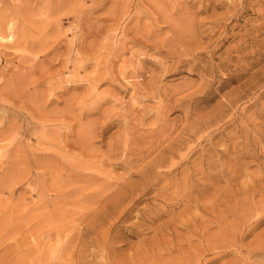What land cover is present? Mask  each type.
<instances>
[{"label": "rangeland", "instance_id": "rangeland-1", "mask_svg": "<svg viewBox=\"0 0 264 264\" xmlns=\"http://www.w3.org/2000/svg\"><path fill=\"white\" fill-rule=\"evenodd\" d=\"M71 1L72 0H0V67L2 68L6 63L7 64L5 66L10 67L14 63L22 64L24 61H28L26 58L22 60L19 59V56L26 54L27 56H24L28 58L34 57V55L40 53L38 52L39 47V50L45 48L46 52H50L49 54L47 53L48 56L46 54L45 59L48 57L50 58L52 53H56L58 50L59 51L57 53L63 52L65 48L67 51H70L68 52V57L63 56L65 61L69 60L68 69H70L72 64L71 62H73L72 58H75L74 54L76 49L83 54H88V58L94 57L93 49L95 47L93 46L97 45L98 43H105V38L110 37L112 33H114V31L109 32L105 26H103V28L100 30L101 32L94 33L97 31V28L94 29V27H97L99 23L101 24V22L104 21H102V19H104L107 13L109 8L107 5H110V2L109 0H105V3L103 0V4H98V2H92L93 0H73V3ZM91 2L94 4V7L92 6L93 4H90ZM191 2L192 1L189 3L190 6H188V9L191 11H195L197 6L208 5L207 10L195 14L196 19H191V23L195 20H200V18L201 20L206 19L205 21L216 18V22H214L211 27H195L196 30H198L197 33L200 32L199 35H202L201 33L203 32V36L200 38V40L203 42V45H208V47L205 48L206 50L199 49L204 50L200 56L201 60L196 62L199 67L190 71L189 67L182 66L181 68H183L185 71H181L177 74L162 79L163 83L161 82V84L164 88L169 87L171 89L172 87V89H178V92L176 91L175 93L172 92L173 90H170L171 92H169V94L171 95L163 94L161 92L155 95H146L140 101L141 105L139 110L134 113L140 116L144 111V114L142 115V125L139 126V128H150L152 127V123L156 122L157 120V110L154 108H157L158 106L160 107L159 104L164 102L166 106V108L164 107V113H167L166 110H168V113L166 114L167 116L165 115L164 117L163 124L166 123L164 125L168 126L169 133H172H170V137L162 143L165 146L163 147L164 149L162 152L156 155H163V161L160 163V165L156 164L158 159L152 163L154 160L152 157L156 154L155 151V153L152 152L150 156L144 160V162L146 163L150 159L152 160L147 165L142 166L140 164H143V162L134 161L133 159H136L137 157L134 156L130 151L126 153L122 151L123 154H121V150L118 149L115 150L114 157L117 161L112 160L110 165L105 163L106 159L107 162L111 160L106 152V143H108L109 140V143L119 140L120 136H117L122 131V129H118V120L113 119V117L111 119V126L107 128L106 132L92 139L93 141L91 140L93 143L90 148L92 149L91 152L93 158H91L89 162L87 157L90 158V156L86 155L85 152L80 149V147L75 148V150H77L76 152L79 153L78 156H80V158L82 157L81 159L83 160L86 159V163H88L86 167L84 166L81 173H86L89 175H87V177L86 175L80 174V176L77 178H72L74 176L70 175V165L67 161L69 157L62 158V160H57L54 163L47 162L50 165L49 166L46 165L45 160L42 157L39 158V156L42 155L45 148L46 152H53L54 150V152H57V150L61 152L66 142L70 145V147L64 149L68 150V153L72 155L73 152H71V139H74L73 131L71 130V133L62 136L60 140L56 139V137L53 140V132H45V130L43 131L39 129L40 127L37 125L27 122V120L22 115L15 114L16 120H19V125L16 127L17 129L14 128L16 131L12 130V134L10 132L6 134H10V137H8L13 141L11 139L0 141V166L2 164L4 165V167L3 165L0 167V172L6 169L3 171L4 175L3 172L0 173V177L2 176V179L0 178V201L2 202L3 200L4 203L8 202L7 204H3L4 208H7L6 212L9 213L10 210L12 211L11 215L6 213L1 207L2 203L0 202L1 210L4 212L1 213L2 211L0 210V216L2 217V214H5L7 219L6 221L5 218L2 221L0 220V226L2 225V228L0 227V233H2V231L7 232L8 230L10 232L3 233L5 234L4 236H2L3 234L0 235V238H2L0 239V264H6L5 262H7L8 259L9 260L7 264H13L15 262V264L18 262L23 264L24 262L27 263L31 259L32 261L34 260L36 264H41L42 262L40 263L39 261L43 259V256H47L45 254H47V251L50 249L54 252L52 254V251H49L52 256L57 255V252L54 250V245H57L58 242H62L64 239L63 236H67L68 239L71 238L73 240L72 242L76 243L75 247L79 248L81 243L76 240L79 232L78 229L83 228L85 224H90L96 219L95 214L84 213V215H81V211L92 210L94 208L98 211L102 209L103 206L116 210L114 213H110L106 217V226L104 225V227L101 228L108 229L109 240L108 243L105 244L106 247L103 248L101 234H99L97 237L98 244L95 241H89V243H86V238H88V236H83L80 238V240L84 242L85 248L89 251L91 250L92 252H90L93 254V256L95 255L97 260H100L107 252L110 262L112 260L111 264H146L148 262V264H264V0H195V3ZM134 4L132 7H130L131 12L134 10L132 9ZM67 5L70 7L68 8ZM214 5H216V8ZM98 8L99 10L96 12ZM66 9L68 10L66 11ZM103 10L104 14H102ZM59 12H61V14ZM75 12L76 14H74ZM57 14H60V17L57 18ZM87 14L90 15L88 16ZM53 15H56V20L59 19L57 22ZM66 15L69 17H66ZM218 15L221 17H218ZM61 16H63V18ZM40 17L43 18L40 19ZM46 17L49 20L45 22V20H47L45 19ZM72 17L73 21H71ZM40 21L43 23L45 22V24ZM74 23L76 24L72 25ZM38 24L43 25L46 27V29L40 25L44 29L42 31V28H40ZM57 24H59V26ZM32 25L34 26L33 28ZM36 25L38 28H36ZM89 27L92 28L90 29ZM47 28H50V30ZM3 29L5 30L3 31ZM93 29L94 32H92ZM45 30L50 31V33L47 34V31ZM8 31L10 32L8 34L9 36L7 35ZM12 31L16 34L14 33L13 35ZM56 31L61 32L57 34ZM162 31L166 33L168 29L164 27L161 30L156 31V33H158L160 36L164 34ZM1 32L3 34H1ZM24 32L27 33L25 34ZM51 32L55 33L52 34ZM28 33H30V35ZM41 33L43 35H40ZM108 33L110 35H108ZM17 34H19V37L21 35V38H19ZM46 34L48 35V38ZM64 34L65 37L61 36ZM104 34L105 36L107 35L105 38ZM41 36L45 37L40 39ZM27 37L30 38L28 39ZM5 38H7V40ZM33 38L36 39L37 43L39 42L38 40H41L42 42L37 44ZM43 38L48 41L45 42L46 40ZM15 39H18V41ZM19 39H21V41ZM198 40L199 39H196L195 41ZM6 42L9 44H6ZM24 42H26V45H24ZM43 42L45 43L42 44ZM49 42L52 44L50 45ZM95 42L98 43L96 44ZM1 43L4 46L7 45L8 48L3 47ZM27 43H32V45L29 44L30 49H28L29 47L27 46ZM33 43L38 46L35 48ZM46 43H48V45ZM14 44L18 45L17 49ZM63 44L64 46L67 44V46L63 47ZM128 45L132 51L139 49V53L142 51L144 54L147 53L145 54L146 56H155L160 58L159 56L152 53V50H146L145 48H141L140 46L133 43H127V46ZM131 45L133 46L132 48ZM42 46L44 48H42ZM70 46H72V48ZM19 47L21 49H18ZM28 54L30 55L28 56ZM4 55H9L10 58L7 57V59ZM12 55H14V58L16 57L15 60L14 58H11ZM130 56L131 53L129 52L124 54V58L126 57V59L130 58ZM136 56L137 55L132 57L133 62L131 64H126V68L129 67L128 69L134 70V68L137 67V64L136 67L134 66L136 63L135 60H138V57ZM9 59L12 60L10 61ZM21 61L23 62L21 63ZM119 62H121V60L114 63L113 68L117 69L120 66V68L125 67V64L123 65L122 62ZM169 63L170 61L167 59V62H161V65L159 66L167 65ZM92 64L93 62H90V64L85 65L81 70L79 74L81 82L77 89L72 88L74 83H72V85L68 83L65 91L57 92L55 94L54 98H58V103H49L45 110L48 109L46 111L51 113L54 112L55 109L63 108L62 102L64 101L61 102L62 97L64 98H62L63 100H66L72 94H74L75 97L82 96L84 94L83 91H85L87 88V85H89V83H95L91 78L88 80V77H90L93 72ZM144 65L151 67L150 64ZM207 67H210L209 69L211 72L206 73L204 71V68ZM9 73L10 72H8V74ZM32 73L27 77L31 80L33 79L34 81L37 75ZM67 74L68 71H66L63 75L61 74L60 76L64 77ZM81 74L83 76L87 74L84 77L88 81H85V78H82L83 76ZM138 80H142L141 82H144L147 80V77H140ZM182 80L184 82H182ZM32 84L31 85L33 86V89L36 90L37 94H40L42 89L43 92L47 88L46 82L40 85L35 83ZM196 85L199 86V88ZM196 87L197 90H195ZM130 89L131 88H129V90L126 92H120L113 85L105 82L97 85L95 92L111 90L110 92L112 94L114 93L113 95H117H115L116 98L119 96L117 99L122 100L123 103L126 104L130 99V93L132 91ZM95 92H93V94H95ZM67 93H71L68 95L69 97L67 96ZM65 97L68 98L65 99ZM157 97L160 98V100ZM93 100L95 99L92 97L88 98L87 102L84 103V106H91L90 102H94ZM173 101H175V103ZM176 101L179 102L177 103ZM156 102L160 103L157 104ZM87 103L88 105H86ZM153 103L157 104V106ZM115 104V100H108V102H105L101 106L100 110L105 108L109 109V107L112 108ZM147 104H149L150 107ZM2 106L3 105H0L1 115L3 113L11 114L13 112V114L10 116L8 115L11 118L14 113H17V107L15 105ZM104 106L106 107L104 108ZM151 109H153V111ZM81 110L83 109L81 108ZM130 110L131 109L128 108L127 112H130ZM1 115L0 126L6 123V119H4V117ZM133 116L135 117V115ZM86 119L97 120V125L99 128L101 126V122L104 121L103 118H99V113H92L88 116V118L82 117L80 121L85 122ZM133 122L134 120L131 121V123ZM192 122L195 124V126ZM170 123L172 126H170ZM145 125L149 126L146 127ZM189 130H191V132H189ZM39 131L41 132L39 133ZM62 131H64L63 127ZM84 133L85 132L83 131V134ZM49 137H51L50 140ZM38 143L39 145H36ZM1 145L3 147H1ZM169 145H171L170 150L166 151L169 148ZM131 146L132 148L136 147V144L131 143ZM152 147H150V149ZM94 149L95 151H93ZM99 152L102 156L99 154ZM121 157H123V159ZM101 158L103 160H101ZM123 160L125 162H123ZM126 162H130L131 164H127ZM82 163L84 162L82 161ZM6 167L8 168V171ZM45 167H48V169ZM143 168H145L144 171L142 170ZM50 172L51 174L53 173V178L50 176ZM91 175H93L94 178L90 179ZM139 177H148L149 181L144 184L143 181L139 179ZM6 179L8 181L10 180V182H6ZM114 181L116 182L114 183ZM103 182L105 184L101 185ZM169 182V186L171 185L170 187L167 185ZM8 183L10 184V187ZM12 185H14L13 188ZM121 185L125 187L120 188ZM7 186L10 188L9 190L7 189ZM95 186H97L98 190L100 189V191H96L97 189ZM120 190L122 191L120 192ZM107 191L110 192V194ZM60 208H62V210ZM40 209L41 211H38ZM43 209L44 211L46 210L47 213L45 211L44 214L42 211ZM51 209H60L62 212H65L63 215L66 218L63 215L61 216L62 212L60 213L56 210L50 212ZM16 211L17 213H14V215H16L14 217L12 213ZM23 211L25 213H23ZM72 211L73 215H71ZM28 212L30 213L28 214ZM39 212H41V215L43 213V215L41 216ZM57 212L60 215L57 214ZM241 212H243V214ZM7 214L10 215L9 217H12V219H8ZM47 214H50V216L48 215L49 217H47ZM39 215L43 219L40 217L39 219ZM23 216H26V219ZM53 216L56 217L51 218ZM19 217L22 218L21 221ZM102 217L103 216L100 215L99 219ZM44 218L48 220H45ZM61 218L64 220L61 221ZM50 220L59 223H56L57 225L55 224V226L54 222L52 224ZM57 220H60L61 222ZM45 221L46 223L48 221V225L45 224ZM4 222H7V224L9 222L11 223L8 226L4 224ZM21 224H23V227ZM3 226L8 227L5 229ZM15 226L16 228H14ZM11 227L13 231H11ZM56 227L62 231L60 237H57L56 235ZM22 229L26 230L23 231ZM27 229H29L30 232ZM47 230L50 231V236H48L49 243H45L48 237L45 238L44 236H41L42 233ZM23 233H25V235H23ZM27 235L28 237H25ZM9 236H11V238ZM12 236L16 238L14 239ZM22 237L23 239L21 240ZM38 239L42 242L38 241ZM19 240L21 241L19 242ZM31 241H33L32 244ZM35 242L36 244H34ZM44 244H50V246L46 245L45 247ZM2 245L5 246L2 247ZM13 245L14 247L16 245V247H12ZM26 246L27 248H23ZM30 247H32V252L34 249V251L38 252L36 254L41 256L38 255L35 257L36 254L33 252L35 254L33 255ZM39 248L43 249V251H40ZM20 254L22 257L24 256L25 260L29 259L30 257L31 258L28 261H25L24 259L22 260ZM47 258L49 257L47 256ZM88 258H92V255L89 254L86 259ZM17 259L18 261H16ZM59 260H63L66 263H74L75 259L72 257H67L61 258ZM34 261L32 264H35ZM49 264L53 263L50 262Z\"/></svg>", "mask_w": 264, "mask_h": 264}, {"label": "bare ground", "instance_id": "bare-ground-1", "mask_svg": "<svg viewBox=\"0 0 264 264\" xmlns=\"http://www.w3.org/2000/svg\"><path fill=\"white\" fill-rule=\"evenodd\" d=\"M79 1V0H78ZM103 0H99V1H92L94 3L98 2V4H101ZM105 1V0H104ZM190 1H192L193 3H195V0H109L110 2V5L108 4L107 7L109 6L108 10H107V13L104 17V19H102L103 22H101V24L99 23L97 25V27H94V29H96L97 31L94 32V29L92 32L94 33H97V32H101L100 30L103 28V26H105L107 28V30L110 32V31H114V33H112V35L110 37H107L105 38V34H104V38L106 39L105 40V43H96L97 45L93 46L95 47L93 49V55L94 57H91V58H88L87 55L88 54H83L81 53L79 50H75V58L73 60V62H71V66H70V69H68V61L64 60L63 56L65 57H68V52L70 51H67L66 48L64 49L63 52H59L57 53H52V56L49 58H46L45 59V56L46 54L50 53V52H46V49L42 46V48L44 49H38V54L34 55V57H31V58H28L24 55H21L19 56V59H28V61H21L22 64L18 63H14L12 66H3L1 69H0V105H15L17 107V113H14V115H12V117L10 118L9 116L11 114H13V112L11 114L9 113H3L1 116L4 117V119H6V123L2 126H0V141H3V140H8L9 137H10V134L9 135H6L7 133H11L12 130L16 131L14 128H16L19 123L18 121L19 120H16V115L15 114H20L22 115L26 120L27 122L33 124V125H37L38 127H40L39 129L41 130H45L46 131H50L54 133V136H52V139L54 140L55 137L56 139H61L62 136L64 135H67L69 133H71V130L73 131V135H74V139H71V146H72V151L73 154H69L68 153V150H65L64 148H67V147H70V145L66 142V144L64 145V147L62 148L61 152L57 150V152H46L45 149H41L43 150V153L42 155L39 156V158H43L45 160V163L46 165H49L47 162H51V163H54L56 162L57 160H62V158H67V161L70 165V175L74 176L72 178H77L78 176H80V174L82 175H89V174H86V173H81L82 169L84 168V166L86 167V165L88 163L86 159H81L80 156H78V152H76L77 150H75V148L77 147H80V149L85 152L86 155H89L88 158V162L91 158H93V155H92V149L90 148L91 145H92V139H94L95 137L97 136H100L102 135L103 133L106 132L107 128H109L111 126V119H117L118 120V125H119V128L118 129H122V131L119 133V135L117 137L120 136L119 140H115L111 143H106V152L108 154V157H110V161L107 162V159L105 160V163L110 165L112 162V160L114 161H117L114 157H115V150H121V154L122 151H124L125 153L130 151L134 156H136L137 158L135 159L133 156V160L134 161H141L143 162V164H140L142 166H145L147 165L153 158V162L154 163L157 159V162L156 164L160 165V163L163 161V155L160 156H156L158 153L162 152V150L164 149L163 147H165L162 143L165 142L169 137H170V132L169 133V128L168 126L164 125L166 123L163 124V121H164V117L165 115L168 113V110L167 113L165 112L164 113V107L166 108L164 102H162L161 104L157 103L160 105V107L158 108H154L156 109V117H157V120L156 122H153L152 123V127L150 128H145L143 129V127H140L142 125V120H143V114H144V111H143V114L138 116L136 114H134L135 112H137L140 108V101L142 100V98L146 95L149 96V94H152V95H155L159 92L163 93V94H167V95H171L169 94V92H175L176 91L178 92V89H171L168 87V88H164L163 85L161 84L162 82V79H165L167 78L168 76H171V75H174V74H177L181 71H185L183 70V68H181L182 66L183 67H189V70L192 71L193 69L195 68H198L199 65L196 63L197 61L201 60L200 56L202 54V51L204 50H199V49H205L208 47L207 46H204L203 45V42L200 40V38L203 36V32L201 33L202 35H199L200 32L197 33L198 30H196L195 27H198V26H206V28L208 27H211L213 25L214 22H216V18L213 19V20H195L194 22H190L191 19H196L195 17V14L197 13H200L202 11H205L207 10L208 8V5H202V6H197L196 7V10L195 11H191L188 9V6ZM58 2V1H57ZM60 2V1H59ZM73 3V0L71 1ZM70 2V3H71ZM76 2V1H75ZM84 2V1H83ZM86 2V1H85ZM90 3V4H93V3ZM135 2V4H134ZM191 2V3H192ZM25 3V2H24ZM106 3V1H105ZM57 4V3H56ZM68 4V2H67ZM81 4V3H80ZM103 4V3H102ZM134 4V7L132 9V12L130 11V7H132ZM222 5V4H221ZM32 6V5H31ZM66 6V5H64ZM68 6V5H67ZM87 6V5H85ZM94 7V4L92 5ZM91 6V7H92ZM97 6V5H96ZM103 6V5H101ZM70 6H68L69 8ZM71 7H72V4H71ZM214 7L216 8V5H214ZM76 8V7H75ZM74 8V9H75ZM81 8V7H80ZM84 8V6H83ZM105 8V7H104ZM103 8V9H104ZM1 9V8H0ZM17 9V8H16ZM64 9V8H63ZM92 9V8H91ZM102 9V8H101ZM107 9V8H106ZM105 9V10H106ZM11 10V9H10ZM61 10V9H60ZM68 9H66L67 11ZM71 10V9H69ZM73 10V9H72ZM86 10V9H85ZM90 10V9H89ZM99 8L97 9L96 12H98ZM53 11V10H52ZM57 11V10H55ZM79 11V9H78ZM77 11V12H78ZM95 11V10H94ZM214 11V10H213ZM58 12V11H57ZM56 12V13H57ZM73 12V11H72ZM217 12V11H216ZM4 13V12H3ZM31 13V12H30ZM55 13V12H54ZM61 14V12H59ZM91 13H94V12H91ZM102 13V12H101ZM100 13V14H101ZM214 13V12H213ZM220 13V12H219ZM60 14H57L56 15H53V17H60ZM65 14V13H64ZM63 14V15H64ZM76 14V12L74 13ZM74 14H73V17H74ZM104 14V10H103V13ZM18 15V14H17ZM30 15V14H29ZM77 15H80V14H77ZM86 15V14H85ZM88 15V14H87ZM90 15V14H89ZM88 15V16H89ZM214 15V14H212ZM221 15V14H220ZM218 15V17L220 16ZM65 16V15H64ZM68 15H66L67 17ZM97 16V15H96ZM99 16V14H98ZM97 16V17H98ZM104 16V15H103ZM102 16V17H103ZM56 17H55V20H56ZM63 18V16H61ZM69 17V16H68ZM73 17L71 19V21H73ZM78 17V16H77ZM87 17V16H86ZM92 17V15H91ZM95 17V16H94ZM100 17V18H102ZM221 17V16H220ZM43 17H40V19H42ZM79 18V17H78ZM83 18V17H82ZM98 18V19H100ZM4 19V18H3ZM11 19V18H10ZM21 19V18H20ZM28 19H31V18H28ZM34 19V18H33ZM36 19V18H35ZM39 19V18H38ZM47 19V17L45 18ZM75 19L77 20V18L75 17ZM94 19V18H93ZM91 19V20H93ZM96 19V18H95ZM204 19V18H203ZM7 20V19H6ZM37 20V19H36ZM49 19L45 20L48 21ZM52 20V18H51ZM59 20V19H58ZM56 20V22L58 21ZM90 20V18H89ZM88 20V21H89ZM43 21V20H42ZM40 21V22H42ZM70 21V23H71ZM75 21V20H74ZM80 21V20H78ZM82 21V19H81ZM96 21V20H95ZM5 22V21H3ZM8 22V21H6ZM31 22V21H30ZM33 22V21H32ZM36 22V21H35ZM45 22L43 24H45ZM50 22V21H49ZM48 22V23H49ZM53 22V21H52ZM55 22V23H56ZM68 22V21H67ZM92 22V21H90ZM12 23V21H11ZM39 23V21H38ZM41 23V24H42ZM51 23V22H50ZM81 23V22H79ZM89 23V22H88ZM93 23V22H92ZM95 23V22H94ZM218 23H219V20H218ZM2 24V23H1ZM40 24V25H41ZM61 24V23H59ZM59 24H57L59 26ZM76 23L72 24V25H75ZM12 25V24H11ZM34 25V24H33ZM32 25V28L34 27ZM39 25V24H38ZM39 25L40 28H42V31L44 30L43 27H41ZM48 25V24H47ZM70 25V24H68ZM81 25V24H80ZM84 25V24H83ZM82 25V26H83ZM87 25V23H86ZM92 25V24H90ZM13 26V25H12ZM11 26V27H12ZM19 26V25H18ZM29 26V25H28ZM46 26V25H45ZM49 26V25H48ZM51 26V24H50ZM61 26V25H60ZM89 26V25H88ZM220 26V25H219ZM218 26V27H219ZM5 27H6V24H5ZM84 27V26H83ZM91 27V28H92ZM167 28L168 31L165 33L164 31V34L163 35H158V33H156V31H159L161 30L162 28ZM1 28V26H0ZM19 28V27H17ZM16 28V29H17ZM36 28H38V26L36 25ZM46 29V27H44ZM77 28V27H76ZM90 28V27H89ZM90 28V29H91ZM200 28V27H199ZM14 29V30H16ZM35 29V28H34ZM50 30V28H47ZM56 29V27H55ZM60 29V28H59ZM83 29V28H82ZM212 29V28H211ZM5 29H3L4 31ZM26 30V29H24ZM29 30V29H28ZM27 30V31H28ZM37 30V29H35ZM41 30V29H40ZM39 30V31H40ZM54 30V29H53ZM85 30V29H84ZM88 30V28H87ZM216 30V29H215ZM2 31V32H3ZM23 31V30H22ZM40 31V32H42ZM47 31V34L50 33V31L48 30H45ZM44 31V32H45ZM52 31V29H51ZM57 31H58V27H57ZM56 31V32H57ZM86 31V30H85ZM83 31V32H85ZM210 31V30H209ZM218 31V30H217ZM220 31V30H219ZM1 32V34H3ZM20 32H21V29H20ZM37 32V31H36ZM43 32V33H44ZM61 32V31H60ZM60 32H57L60 33ZM88 32V31H87ZM90 32V30H89ZM106 32V31H104ZM161 32V31H160ZM10 32L8 31L7 32V35L9 34ZM13 35L15 32H13ZM25 33V32H24ZM27 33V32H26ZM25 33V34H26ZM52 34H54L53 32H51ZM63 33V32H62ZM67 33V32H66ZM78 33V32H77ZM209 33V32H207ZM6 34V33H5ZM16 34V33H15ZM20 34V33H19ZM17 34V36L19 35ZM30 35V33H28ZM37 34V33H35ZM46 34V35H47ZM51 34V35H52ZM81 34V32H80ZM88 34V33H87ZM11 35V36H13ZM23 35V34H22ZM32 35V33H31ZM40 35H43L42 33ZM39 35V36H40ZM93 35V34H92ZM96 35V34H95ZM108 35H110L108 33ZM9 36V35H8ZM27 36V35H26ZM33 36V35H32ZM61 36H64L65 37V34L64 35H61ZM60 36V37H61ZM77 36V35H76ZM81 36V35H80ZM89 36V35H88ZM200 36V37H199ZM211 36V35H210ZM214 36V35H213ZM19 37V36H18ZM35 37V36H34ZM42 37H45V36H41L38 37L40 39H42ZM50 37V35H49ZM99 37V36H98ZM8 38V37H7ZM7 38H5L7 40ZM21 38V35L20 37ZM28 38V37H27ZM30 38V37H29ZM28 38V39H29ZM47 38H48V35H47ZM68 38V37H67ZM70 38V37H69ZM95 38V36H94ZM93 38V40H94ZM209 38V37H207ZM4 39V38H3ZM23 39V38H22ZM27 39V40H28ZM32 39V37H31ZM30 39V41H31ZM35 41L37 39L33 38ZM44 39V38H43ZM66 39V38H65ZM99 39V38H98ZM196 39H199L198 41H195ZM5 40V41H6ZM16 41H18V39H15ZM21 41V39H19ZM26 40V38H25ZM24 40V41H25ZM33 40V41H34ZM46 40V39H44ZM43 40V41H44ZM53 40V39H52ZM51 40V41H52ZM100 40V39H99ZM214 40V39H213ZM220 40V39H219ZM2 41V40H1ZM4 41V40H3ZM11 41V40H10ZM40 43L42 42L41 40H38ZM48 40H46L45 42H47ZM70 41V40H69ZM98 41V40H96ZM208 41V40H207ZM14 42V41H13ZM23 42V41H22ZM28 42V41H27ZM32 42V41H31ZM38 42V43H39ZM45 42H43L42 44H44ZM56 42H59V41H56ZM61 42V41H60ZM74 42V40H73ZM90 42V41H89ZM104 42V41H103ZM107 42V43H106ZM211 42V41H210ZM11 43V42H10ZM17 43V42H16ZM26 42H24V45ZM35 43V42H34ZM35 45V48L36 44ZM37 43V41H36ZM37 43V44H38ZM50 45L52 44L51 42H49ZM63 43V41H62ZM67 43V42H66ZM76 43V42H75ZM93 43V42H92ZM127 43H133L135 45H138L140 46L141 48H145L146 50H152L155 55L159 56L160 58L158 57H152V56H146L144 52L141 51V53H139V49L138 50H130V44L127 46ZM2 44V43H1ZM6 44H9L6 42ZM18 44V43H17ZM21 44V42H20ZM28 44V43H27ZM30 44V43H29ZM29 44L27 45L29 47ZM48 45V43H46ZM45 44V45H46ZM55 44V43H54ZM59 44V43H58ZM77 44V43H76ZM83 44V43H81ZM85 44V43H84ZM3 45V44H2ZM16 49L18 47V45L14 44ZM22 45V44H21ZM32 45V43L30 44ZM49 45V47H50ZM61 45V43H60ZM79 45V44H78ZM94 45V44H93ZM205 45H206V42H205ZM12 46V45H11ZM26 46V47H27ZM40 46V44H39ZM54 46V45H53ZM58 46V45H57ZM67 46V44H66ZM64 46L63 44V47H66ZM74 46V45H73ZM87 46V45H85ZM3 47L5 48H8L7 45ZM10 47V46H9ZM22 47V46H20ZM18 48V49H21V48ZM34 47V46H33ZM48 47V46H46ZM59 47V46H58ZM57 47V48H58ZM61 47V46H60ZM72 48V46H70ZM76 47V46H75ZM133 46L131 45V48ZM218 47V46H217ZM55 48V47H54ZM68 48V47H67ZM80 48V46H79ZM84 48V46H83ZM216 48V47H215ZM1 49V48H0ZM11 49V48H10ZM30 49V47L28 48ZM32 49V48H31ZM50 49V48H49ZM53 49V48H52ZM90 49V48H89ZM91 49V50H92ZM136 49V48H135ZM5 50V49H4ZM33 50V49H32ZM48 50V49H47ZM57 50V49H56ZM72 50V49H71ZM84 50V49H83ZM90 50V51H91ZM142 50V49H140ZM206 50V49H205ZM216 50V49H215ZM6 51V50H5ZM30 51V50H29ZM37 51V49H36ZM35 51V52H36ZM49 51V50H48ZM86 51V49H85ZM137 51V53H136ZM2 52V50H1ZM4 52V51H3ZM14 52V51H13ZM23 52V51H22ZM84 52V51H83ZM131 53V56L130 58L126 59V57L124 58V54L125 53ZM5 53V52H4ZM26 53V51H25ZM28 53V52H27ZM32 53V52H30ZM1 54V53H0ZM9 54V53H8ZM15 54V53H14ZM21 54V53H20ZM47 54V56H48ZM90 54V53H89ZM92 54V53H91ZM10 55V54H9ZM8 56H5L6 58L9 57ZM19 55V54H18ZM17 55V57H18ZM30 54H28L29 56ZM33 55V54H32ZM31 55V56H32ZM129 55V54H128ZM135 55H137L136 57H138V60H135V67H136V64H137V67L134 68V70H130L128 68H126V64H131L133 62V59L132 57H134ZM149 55V54H148ZM14 55H12L11 58H14L13 57ZM91 56V55H90ZM89 56V57H90ZM4 57V58H5ZM70 57V56H69ZM216 57V56H215ZM242 57V56H241ZM10 58V57H9ZM16 58V57H15ZM14 58V60H15ZM240 58V57H239ZM8 59V58H7ZM6 59V60H7ZM18 59V58H17ZM18 59V60H19ZM66 59V58H65ZM68 59V58H67ZM166 59V60H165ZM167 59L170 61L169 64L167 65H163V66H159L161 65L160 63L161 62H167ZM5 60V61H6ZM10 61L12 59H9ZM8 60V61H9ZM17 60V61H18ZM92 60V61H90ZM119 60H121L122 64L124 65L125 64V67H122L123 68H113L114 66V63L118 62ZM221 60V59H220ZM20 61V60H19ZM18 61V62H19ZM71 61V60H70ZM7 62V61H6ZM13 62V61H12ZM90 62H93V72L91 74H88L90 75V77H88V80L91 78L95 83L94 84H91L89 83V85H87V88L84 92V94L82 96H79V97H75L70 95V97L68 96L69 94L71 93H67V96L69 97H65L68 98L66 100H63L61 98V102L63 103V108L61 109H55L54 112H48L45 110L46 106L49 104V103H58L59 100L55 99L54 96L57 92H61V91H65L66 90V86L68 83H70L72 85V83H74V85H72V88L74 89H77L79 86H80V82H81V79H80V72L81 70L83 69V67L87 64H90ZM119 62V63H121ZM118 63V64H119ZM200 63V62H199ZM213 63V62H212ZM220 63V62H218ZM1 64V63H0ZM9 64V63H8ZM70 64V63H69ZM144 64H150L151 67H148V66H145ZM165 64V63H163ZM90 65V66H92ZM117 65V64H116ZM204 65V64H203ZM208 65V64H207ZM210 65V64H209ZM225 65V64H224ZM206 66V65H205ZM210 68V67H209ZM208 67L207 68H204L205 72L206 73H209L211 72L210 69ZM215 68V67H214ZM216 70V69H215ZM66 71H68V74L65 75L64 77L63 76H60L61 74L63 75ZM8 72H10L8 74ZM33 72V73H32ZM200 72V71H199ZM36 74L37 76L35 77L34 81L33 79L31 80L30 78H28L27 76L29 74ZM84 74V73H83ZM82 75V74H81ZM87 74H85L84 76H86ZM88 75V76H89ZM31 76V75H30ZM83 76V75H82ZM81 76V77H82ZM82 77V78H85V77ZM147 77V80L144 81V82H141L140 80H138V78L140 77ZM197 76V75H196ZM212 78V77H211ZM210 78V80H211ZM55 79V80H53ZM173 79V78H172ZM171 79V80H172ZM199 79V78H198ZM86 78H85V81H88ZM202 80V79H201ZM206 80V79H205ZM209 80V79H208ZM44 82L47 83V88L42 92L41 90V93L40 94H37L36 90L33 89V86L34 84L32 83H35V84H43ZM108 83L110 85H113L118 91L120 92H126L127 90H129V88H131L130 90L131 93H130V99H129V102H127L126 104L123 103L122 100H119L115 97V95H113L110 91L111 90H107V91H104V92H95L96 88H97V85H99L100 83ZM178 82V81H177ZM182 82H184L182 80ZM202 82V81H201ZM208 82V81H207ZM87 83V82H86ZM163 83V82H162ZM181 83V82H180ZM195 83V82H194ZM32 84V85H31ZM82 84V83H81ZM85 84V83H84ZM88 84V83H87ZM174 84V83H173ZM182 84V83H181ZM191 84V83H190ZM196 84V83H195ZM208 84V83H207ZM185 85V84H184ZM189 85V84H188ZM199 85V84H198ZM37 86V85H36ZM35 86V87H36ZM44 86V85H43ZM197 86V85H196ZM46 87V86H44ZM107 87V86H105ZM190 87V86H188ZM199 88V86H197ZM197 87L195 90H197ZM180 88V87H179ZM182 88V87H181ZM186 88H187V85H186ZM185 88V89H186ZM37 89V88H36ZM101 89V88H100ZM108 89V88H107ZM203 89V88H202ZM171 90V91H170ZM182 90V89H181ZM184 90V89H183ZM194 90V91H195ZM38 91V90H37ZM72 91V90H71ZM98 91V89H97ZM102 91V90H101ZM203 91V90H202ZM40 92V90H39ZM93 92H95V94H93ZM180 92V90H179ZM182 92V91H181ZM189 92V91H188ZM187 92V93H188ZM191 93H193L192 91H190ZM73 93V92H72ZM174 93V94H175ZM187 93H186V96H187ZM203 93V92H202ZM201 93V94H202ZM185 94V93H184ZM184 94H182L183 96H185ZM190 94V93H189ZM188 94V95H189ZM60 95V94H59ZM162 95V94H161ZM166 95V96H167ZM193 95V94H192ZM195 95V94H194ZM198 95V94H197ZM200 95V94H199ZM117 96V95H116ZM158 96V95H157ZM164 96V95H163ZM162 96V97H163ZM92 97L94 102H90L91 103V106L88 105V103L86 105L88 106H84V103L87 102L88 98ZM121 97V96H120ZM151 97V96H150ZM177 97V96H176ZM190 97V96H188ZM158 98V97H157ZM165 98V97H163ZM174 98V97H173ZM182 98V97H181ZM185 98V97H183ZM122 99V98H121ZM153 99V97H152ZM160 100V98H158ZM166 99V98H165ZM175 99V98H174ZM90 100V99H89ZM108 100H115V105L109 109L108 108H105L106 106H104L105 109L103 110H100L101 106L105 103V102H108ZM119 100V101H118ZM177 100V99H176ZM121 101V102H120ZM158 101V100H157ZM175 103V101H173ZM172 102V103H173ZM177 103L179 101H176ZM235 102V101H234ZM89 103V104H90ZM113 103V102H112ZM189 103V102H188ZM146 104V103H145ZM150 104V103H149ZM147 104V105H149ZM152 104V103H151ZM155 104V103H153ZM157 104H155L157 106ZM146 105V106H147ZM175 105V104H174ZM177 105V104H176ZM184 105V104H183ZM2 106V107H3ZM112 106V105H110ZM155 106V107H156ZM173 106V105H172ZM188 106V105H187ZM54 107V105H53ZM84 107V108H83ZM150 107V105H149ZM169 107V106H168ZM174 107V106H173ZM58 108V107H57ZM81 108L83 110H81ZM131 109L130 112H127V109ZM152 108V106H151ZM52 109V108H50ZM172 109V108H171ZM177 109V108H176ZM186 109V108H185ZM188 109V108H187ZM4 110V109H2ZM100 110V111H99ZM153 111V109H151ZM175 110V109H174ZM51 111V110H50ZM53 111V110H52ZM151 111V112H152ZM155 111V110H154ZM172 111V110H171ZM186 111V110H185ZM5 112V111H4ZM1 113V111H0ZM95 114V113H99V118H103L104 121L101 122V126L100 128L98 127V121L97 120H94V119H91V120H88L86 119L85 122H82L80 121V119L82 117H85V118H88L89 115L91 114ZM9 115V116H8ZM135 115V117L133 116ZM151 115V114H150ZM199 115V114H198ZM210 115V114H209ZM8 116V117H7ZM138 116V117H137ZM155 116V115H153ZM152 116V117H153ZM167 116V115H166ZM155 117V118H156ZM209 117V116H208ZM91 118V117H90ZM200 118V117H199ZM3 119V118H2ZM1 119V120H2ZM154 119V118H153ZM152 119V120H153ZM186 119V118H185ZM198 119V118H197ZM212 119V117H211ZM134 120L133 123H131V121ZM22 121V120H21ZM196 121V120H195ZM199 121V120H198ZM1 122V121H0ZM193 123V122H192ZM1 124V123H0ZM147 124V123H146ZM168 124V123H167ZM191 124V123H190ZM150 125V124H149ZM149 125H145L146 127H148ZM193 125L195 126V124L193 123ZM170 126H172V124L170 123ZM28 127V126H27ZM62 127L64 128V131H62ZM192 127V126H191ZM34 128V127H33ZM194 128V127H193ZM17 129V128H16ZM99 129V130H97ZM171 130V129H170ZM173 130V129H172ZM192 130V128H191ZM191 130H189V132H191ZM35 131V130H34ZM83 131L85 132L83 134ZM174 131V130H173ZM41 131H39L40 133ZM112 132V131H111ZM199 132V131H198ZM30 133V132H28ZM35 133V132H34ZM12 134V133H11ZM83 134V135H82ZM115 134V133H114ZM189 134V133H188ZM9 136V137H8ZM22 136V135H21ZM15 137V136H14ZM48 137V135H47ZM43 138V137H42ZM64 138V137H63ZM11 139V138H10ZM9 139V140H10ZM39 139V138H38ZM48 139V138H47ZM51 139V137H49V140ZM12 140V139H11ZM51 140V141H53ZM92 140V141H91ZM13 141V140H12ZM11 142V141H10ZM26 142V141H25ZM45 142V141H44ZM65 142V140H64ZM69 142V141H68ZM14 143V142H13ZM27 143V142H26ZM31 143V142H30ZM28 143V144H30ZM40 143V142H39ZM36 144V145H39ZM56 143V142H55ZM54 143V144H55ZM131 143H135L136 144V147H133L131 146ZM2 144V143H1ZM4 144V143H3ZM10 144V143H8ZM59 144V142H58ZM8 146V145H7ZM135 146V145H134ZM154 148H153V147ZM170 146L169 145V148L166 150H170ZM1 147H3L1 145ZM31 147V146H30ZM36 147V146H35ZM42 147V146H41ZM45 147V146H44ZM48 147V146H46ZM62 147V146H61ZM150 147H152L150 149ZM156 147V148H155ZM40 148V147H39ZM43 148V147H42ZM96 148V147H95ZM1 149V148H0ZM18 149V148H17ZM29 149V148H28ZM49 149V148H48ZM60 149V148H58ZM45 151V152H44ZM95 151V149L93 150ZM105 151V150H104ZM156 152V154L152 157V159H150L148 162H144V160L150 156V154L152 152ZM164 151V152H166ZM11 152V151H10ZM28 152V151H27ZM30 152V151H29ZM70 152V153H71ZM154 152V153H155ZM163 152V154H164ZM3 153V152H2ZM16 153V152H15ZM10 154V153H9ZM100 154V152H99ZM103 154V153H102ZM106 154V155H107ZM3 155V154H2ZM17 155V153H16ZM95 155V154H94ZM101 155V154H100ZM99 155V156H100ZM128 155V154H127ZM5 156V155H4ZM3 156V157H4ZM12 156V155H11ZM25 156V154H24ZM102 156V155H101ZM122 156V155H121ZM10 157V156H9ZM86 157V156H85ZM117 158V157H116ZM123 159V157H121ZM120 158V159H121ZM131 158V157H130ZM7 159V158H6ZM119 159V160H120ZM1 160V159H0ZM98 160V159H97ZM101 160H103L101 158ZM125 160V159H124ZM123 160V162H125ZM129 160V159H128ZM132 160V159H131ZM130 160V161H131ZM171 160V159H170ZM8 161V160H6ZM23 161V160H22ZM25 161V160H24ZM82 161L84 163H82ZM100 161V160H98ZM127 161V160H126ZM133 161V162H134ZM43 162V161H41ZM66 162V161H65ZM64 162V163H65ZM101 162V161H100ZM104 162V161H103ZM67 163V162H66ZM116 163V162H115ZM127 163V162H126ZM125 163V164H126ZM130 163V162H128ZM127 163V164H128ZM99 164V163H98ZM124 164V163H123ZM131 164V163H130ZM3 165V164H2ZM1 165V166H2ZM10 165V164H8ZM35 165V164H34ZM0 166V167H1ZM37 166V165H36ZM35 166V167H36ZM50 166V165H49ZM4 167V165H3ZM8 167V166H7ZM6 167V168H7ZM14 167V166H12ZM16 167V165H15ZM38 167V166H37ZM56 167V165H55ZM99 167V165H98ZM48 169V167H45ZM90 168V167H89ZM19 169V168H17ZM39 169V168H38ZM41 169V168H40ZM52 169V168H50ZM58 169V168H57ZM86 169V168H85ZM103 169V168H102ZM130 169V168H129ZM6 170V169H4ZM3 170V171H4ZM61 170V169H60ZM127 170V169H126ZM139 170V169H138ZM143 171L145 170V168L142 169ZM2 171V172H3ZM7 171H8V168H7ZM25 171H26V168H25ZM129 171V170H128ZM141 171V170H140ZM0 172V173H2ZM6 172V171H5ZM17 172V171H16ZM22 172V171H21ZM40 172V171H39ZM46 172H49V171H46ZM52 172V170H51ZM50 172V174H51ZM60 172V171H59ZM131 172V171H130ZM142 172V171H141ZM10 173V172H9ZM25 173V172H24ZM58 173V172H57ZM62 173V172H61ZM65 173V172H63ZM94 173V172H93ZM169 173V172H168ZM6 174V173H5ZM43 174V173H42ZM55 174V173H54ZM1 175V174H0ZM3 175H4V172H3ZM41 175V174H39ZM48 175V174H47ZM53 173L50 175L52 178H53ZM56 175V174H55ZM26 176V175H25ZM49 176V175H48ZM68 176V175H67ZM2 177V176H1ZM0 177V178H1ZM13 177V176H11ZM16 177V176H15ZM34 177V176H33ZM88 177V176H87ZM152 177V176H151ZM157 177V176H156ZM18 178V177H17ZM51 178V179H52ZM56 178V177H55ZM54 178V180H55ZM64 178V177H63ZM62 178V179H63ZM69 178V177H68ZM66 178V179H68ZM91 178H94L93 175L90 176V179ZM107 178V177H106ZM112 178V177H111ZM159 178V177H158ZM2 179V178H1ZM30 179V178H29ZM71 179V178H69ZM120 179V178H119ZM140 180L143 181L144 184H146L149 179L148 177H139ZM4 180V179H3ZM2 180V181H3ZM31 180V179H30ZM53 180V181H54ZM107 180V179H106ZM115 180V178H114ZM154 180H155V176H154ZM8 180L6 179V182ZM110 181V180H109ZM117 181H118V178H117ZM10 182V180L8 181ZM14 182V181H13ZM52 182V181H51ZM56 182V181H54ZM53 182V183H54ZM99 182V181H98ZM107 182V181H106ZM116 181H114L115 183ZM1 183V182H0ZM4 183V182H3ZM31 183V182H30ZM29 183V184H30ZM50 183V182H49ZM52 183V184H53ZM57 183V182H56ZM66 183V182H65ZM64 183V184H65ZM120 183V182H119ZM9 184V183H8ZM14 184V183H12ZM105 184L104 182L101 184L103 185ZM110 184V183H109ZM170 182L167 183L168 187L169 186ZM48 185V184H47ZM68 185V184H66ZM116 185V184H115ZM5 186V184H4ZM14 185H12V188H13ZM36 186V185H35ZM34 186V187H35ZM50 186V185H48ZM57 186V185H56ZM9 187H10V184H9ZM7 186V189L9 190V188ZM60 187V186H58ZM69 187V186H67ZM78 187V185H77ZM96 187V191H100V189L98 190L97 186ZM125 186L121 185L120 188H124ZM5 188V187H4ZM55 188V187H54ZM114 188V187H113ZM58 189V188H56ZM55 189V191H56ZM69 189V188H68ZM72 189V188H71ZM112 189V188H111ZM115 189V188H114ZM166 189V188H165ZM35 190V189H34ZM53 190V189H52ZM61 190V189H59ZM64 190V188H63ZM13 191V190H12ZM16 191V190H15ZM65 191V190H64ZM70 191V189H69ZM116 191V190H115ZM122 190H120L121 192ZM2 192V191H1ZM108 192V191H107ZM111 192V190H110ZM110 192H108L110 194ZM117 192V191H116ZM115 192V193H116ZM119 192V194H120ZM40 193V192H39ZM158 193V192H157ZM42 194V193H40ZM108 194V195H109ZM60 195V194H59ZM70 195V194H69ZM106 195V194H105ZM103 195V196H105ZM63 197V196H62ZM1 202V201H0ZM2 208L3 210H7V208H4L3 204H7V203H4L3 200H2ZM11 203V202H10ZM9 205V204H8ZM110 205V204H109ZM6 206V205H5ZM1 207H0V210H1ZM247 207V206H246ZM129 208V207H128ZM245 208V206H244ZM248 208V207H247ZM9 209V208H8ZM14 209V208H13ZM62 210V208H60ZM57 210L55 209L56 211L58 212H62L61 210ZM16 210V209H15ZM55 210H50V212H53ZM2 211V210H1ZM0 211V212H1ZM17 211H20V210H17ZM16 212H13L12 215H14V213H17ZM37 211V210H36ZM34 211V212H36ZM38 211H41L38 210ZM37 211V212H38ZM43 213L46 211H44V209L42 210ZM116 210L115 209H109V208H106L105 206L102 207V209L100 210H95L92 209V210H86V211H81V215H84V213H93L95 214L96 216V219L92 221V223L90 224H85L83 228H79V232H78V237L76 238V240L78 242L81 243V246L78 248H76V243H73L72 239H68L67 236H63L64 239L62 242H58L57 245H54V250L57 252V255H51L50 254V250L47 251V254H44L47 255L49 258H47V256H43V259L41 261H39L41 264H49L50 262L53 263V264H111L112 263V260L110 262V258H109V255L108 253L106 252L102 258L100 260H97V258L95 257V255L93 256V254L87 250L85 248V244L83 241L80 240L81 237L83 236H88V238H86V243H89V241H95L97 244H98V240H97V237L99 236V234H101V237H102V241H103V248L106 247L105 244L108 243V229H101L102 227H104V225L106 226L105 222H106V217L110 214V213H114ZM11 210L10 212H6L8 214L11 215ZM33 212V213H34ZM57 212V214H59ZM76 212V211H75ZM1 213H4L3 211ZM23 213H25L23 211ZM27 213V211H26ZM30 212H28L29 214ZM42 213V215H43ZM47 213V211H46ZM56 213V212H55ZM67 213V212H66ZM243 214V212H241ZM240 213V214H241ZM7 214V215H8ZM32 214V213H31ZM38 214V213H37ZM39 214L41 215V212H39ZM45 214V213H44ZM65 214V212H62L61 213V216ZM71 214V212H70ZM76 214V213H75ZM119 214V213H118ZM245 214V213H244ZM247 214V213H246ZM5 214H2V217H1V221L5 218V221L7 220L6 219V216ZM10 215H8V219L12 217H9ZM20 215V214H18ZM22 215V214H21ZM24 215V214H23ZM40 215L38 216V218L40 217ZM41 215V216H42ZM50 214H47V217H49ZM53 215V213H52ZM60 215V214H59ZM73 215V211H72V214ZM100 215H102L103 217L101 219L100 218ZM16 215H14L15 217ZM30 216V215H29ZM35 216V215H34ZM64 216V215H63ZM24 217V216H23ZM37 217V216H36ZM46 217V216H45ZM56 216H53L51 218H54ZM59 217V216H58ZM65 217V216H64ZM63 217V218H64ZM241 217V216H239ZM243 217V216H242ZM20 218V217H19ZM26 219V216L24 217ZM29 218V217H27ZM33 218V217H32ZM42 218V217H40ZM39 218V219H40ZM60 218V217H59ZM63 218H61L60 220H64ZM22 218H20V221H21ZM43 219V218H42ZM45 220H48L46 218H44ZM58 219V218H57ZM85 219V218H84ZM118 219V218H117ZM15 220V219H14ZM18 220V219H17ZM56 220V219H55ZM60 220H57V221H60ZM13 221V220H12ZM26 221V220H25ZM42 221V220H41ZM51 221V220H50ZM60 221V222H61ZM19 222V221H18ZM27 222V221H26ZM29 222V221H28ZM52 224L54 221H51ZM11 222H9L7 224V222H4V224L8 225L10 224ZM41 223V222H40ZM43 223V222H42ZM58 224L59 222H54V225L55 224ZM110 223V222H109ZM112 223V222H111ZM3 224V223H2ZM3 224V225H4ZM27 224V223H26ZM25 224V225H26ZM45 224L48 225V221L46 223L45 221ZM56 224V225H57ZM62 224V223H61ZM103 224V225H102ZM23 224H21L22 226ZM55 225V226H56ZM60 225V224H59ZM2 226V225H1ZM0 226V227H1ZM8 226H3V228L5 227V229H7ZM14 226V225H13ZM20 226V225H19ZM54 226V228H55ZM23 227V226H22ZM27 227V226H26ZM61 227V225H60ZM59 227V228H60ZM2 228V227H1ZM0 228V229H1ZM16 228V226L14 227ZM21 228V227H20ZM57 229L56 230V235L57 237H60L61 236V233L62 231H60V229H58V227H56ZM62 228V227H61ZM31 229V228H30ZM3 230V229H2ZM20 230V229H18ZM23 231L26 230V229H22ZM29 230V229H27ZM11 231L12 230V227H11ZM1 232V230H0ZM9 232V230L7 231ZM5 231H2L1 234L3 233H7ZM15 232V231H14ZM30 232V230H29ZM10 233V232H9ZM27 234V233H26ZM5 234H3L2 236H4ZM10 235V234H9ZM15 235V234H14ZM13 235V236H14ZM23 235H25V233H23ZM41 235V234H40ZM12 236V238H14ZM22 236V234H21ZM41 236H44L45 238H47L48 236H50V231H44L42 233ZM1 237V236H0ZM11 238V236H9ZM8 237V239H9ZM25 237H28L25 236ZM40 237V236H39ZM16 238V237H15ZM14 238V239H15ZM2 239V238H0ZM12 239V240H14ZM23 239V237L21 238V240ZM40 239V238H39ZM38 239V241H40ZM10 240V241H12ZM17 240H18V237H17ZM19 240V242L21 241ZM28 240V239H27ZM35 240V239H34ZM47 240V241H46ZM45 243H49L48 240H49V237L48 239H46ZM29 241V240H28ZM37 241V242H38ZM4 242V241H3ZM16 242V241H15ZM27 242V241H26ZM33 241H31V244H32ZM42 242V241H40ZM4 244V243H3ZM36 244V242L34 243ZM38 244V243H37ZM40 244V243H39ZM43 244V243H41ZM45 245V244H44ZM46 245H49L50 244H46ZM45 245V247H46ZM262 245V244H261ZM5 245H2V247H4ZM23 246V245H22ZM21 246V247H22ZM28 246V244H27ZM26 247H23V248H27ZM32 246V245H31ZM37 246V245H36ZM35 246V247H36ZM14 247V245L12 246ZM16 247V245H15ZM14 247V248H15ZM29 247V246H28ZM34 247V246H32ZM30 247V249L32 248ZM38 247V246H37ZM44 247V248H45ZM264 247V246H263ZM29 249V250H30ZM40 251L43 249L39 248ZM37 249V250H39ZM46 249V248H45ZM26 250V249H25ZM28 250V249H27ZM138 250V249H137ZM17 251V250H16ZM39 251V252H40ZM52 251V250H51ZM24 252V251H23ZM22 252V253H23ZM28 252V251H27ZM31 252H32V249H31ZM33 252L36 254L38 252L34 251L33 249ZM32 252V253H33ZM16 253V252H15ZM29 253V252H28ZM31 253V254H32ZM33 253V255H35ZM49 253V254H48ZM54 252L52 251V254ZM42 254V253H41ZM92 255V258H88L86 259V257L88 255ZM21 255V254H20ZM30 255V254H29ZM39 255V254H38ZM37 254L35 255V257L38 256ZM41 256V255H39ZM51 256V257H50ZM17 257V256H16ZM15 257V258H16ZM19 257V256H18ZM21 259L23 260L24 259V256L22 257V255L20 256ZM30 257V256H29ZM34 257V258H35ZM67 257H72L74 258V263H66L64 262L63 260H59L61 258H67ZM111 257V256H110ZM14 258V259H15ZM25 258H26V255H25ZM28 258V257H27ZM31 258V257H30ZM29 258V259H30ZM33 258V259H34ZM100 258V257H99ZM13 259V260H14ZM19 259V258H18ZM18 259L16 261H18ZM29 259H24L25 261H28ZM41 259V257H40ZM9 260V259H8ZM8 260L7 262H5L6 264L8 263ZM12 260V261H13ZM175 260V259H174ZM11 261V262H12ZM20 261V260H19ZM34 261V260H33ZM32 259L29 260L27 263L25 264H32L33 263ZM3 262V261H2ZM37 262V263H39ZM114 262V261H113ZM16 263V262H15ZM13 263V264H15ZM22 263V261H21ZM23 263V264H24ZM35 263V261H34ZM143 263V262H142ZM149 263V262H148ZM146 263V264H148ZM17 264H20L19 262ZM36 264V263H35ZM141 264V263H140ZM145 264V263H144ZM170 264V263H169ZM173 264V263H171Z\"/></svg>", "mask_w": 264, "mask_h": 264}]
</instances>
